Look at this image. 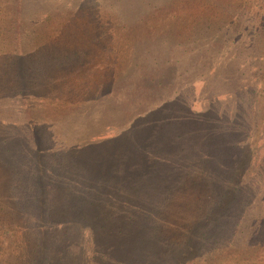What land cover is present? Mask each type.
<instances>
[{
	"label": "rangeland",
	"instance_id": "obj_1",
	"mask_svg": "<svg viewBox=\"0 0 264 264\" xmlns=\"http://www.w3.org/2000/svg\"><path fill=\"white\" fill-rule=\"evenodd\" d=\"M20 5L17 26L0 15V44L33 52L46 96L11 118L27 141L25 124H39L36 143L51 150L14 141L7 153H28L14 173L43 193L48 163L49 179L71 174L90 196L47 220L0 188L15 233L0 230V264H264V0ZM69 145L82 147L68 156Z\"/></svg>",
	"mask_w": 264,
	"mask_h": 264
},
{
	"label": "trees",
	"instance_id": "obj_2",
	"mask_svg": "<svg viewBox=\"0 0 264 264\" xmlns=\"http://www.w3.org/2000/svg\"><path fill=\"white\" fill-rule=\"evenodd\" d=\"M20 3H21V0H0V15L2 16L5 13V10L8 13H10L11 18H9L10 19L9 23L12 26H14V24L17 26V23L22 20V17L19 16L20 15L19 11L22 8ZM262 17L264 18V16ZM28 20H29L28 22L32 24H37L41 22V18L38 19L37 21H34L33 19H30V18ZM52 33L53 31L51 33L48 32L47 35L49 36ZM19 34L13 33V37L16 40L15 42H18L20 45L25 46V44H27L26 40L23 39V35H19ZM26 51H27L28 57L26 58L24 56L18 57L16 54H12L9 51H7L4 44H0V68H3V66H7V63H10L8 70L13 72L12 78L6 76L7 75L6 73L5 74L6 79L3 80L4 83L0 82V104L1 103L4 104L7 102L8 105H12L11 108H9L10 107L9 106L7 110L4 109L6 110L5 112L4 110L0 109V188L1 189L5 188V192H8L9 189L11 190L15 189L18 194V199L21 201L23 206H25L24 204L25 202H29L31 206L33 205L35 207V209L36 208L40 209V212L46 211L47 220H49L51 217H59V216L65 217L63 216L64 214H70L71 217H73L77 215L78 208H82V204L84 205L85 203L84 198H88L90 196L88 194L85 195L84 191H83V194H81V192L76 190L77 188L76 186L80 187L81 185L79 183V180H80L79 178L76 180V177H73L70 174V176H68L67 178H63L61 182L56 181V180H51L49 179V175L51 173V167H49L48 163H45V165H47L49 169H47V167H44L45 168L44 174L38 173L37 179L39 182V186L42 187V185H44L46 189L44 190L43 193L39 192L37 188L34 189V191L32 192L30 191L28 192L25 189L27 184L26 182H24V180H27L26 179L27 176L25 177L24 175V177L23 176L20 177L16 175V173H14L16 168L20 166V164L22 163V159L24 160L25 157L28 155V153H24L23 148L19 150L20 154L13 153V152L7 153L9 149H11V146L15 144L14 141L20 142L21 144H24V146L26 145L28 149L32 150L34 153H37L40 156L44 155L45 153L51 150L49 148V145H44V144L41 145V143H36L37 139H39L40 137L39 133L41 132L40 130L41 126L39 124L37 125L38 127L36 126L33 127L31 126L33 125L31 122L26 123L23 121V124L26 123L25 125L28 127V130H29V135L27 136L29 137L30 141H27L24 138L25 136L22 134L21 129H20L21 122H14L15 120L11 118L13 115L17 113L30 112L32 105L34 104V100H37V98L46 96L42 94L43 91H40L44 87H41L38 85L37 87L36 83L39 84V81L36 80L33 76L36 70V67H37V66H34L32 62H29L31 55H33L31 53L33 52L31 50L30 51L26 50ZM6 54H11L13 58L11 57V59L8 61L7 60L8 57L6 56ZM1 72L2 71H0V73ZM53 81H56V80H53ZM4 87H6L7 90ZM12 89L14 91H12ZM1 90H5V91L1 92ZM48 94H50L49 91H48ZM15 100H17V102ZM15 103H17V105H15ZM50 136H52V134ZM69 147L71 150L68 153V156L69 155L73 156L72 155L73 150H75L74 152H76L78 149L82 147V145L81 147L79 145H69ZM27 161H29V157H27ZM35 162L36 160L34 161V163ZM37 165H35V167H33V165H29V166L30 167L32 166L33 167L32 169L38 170L40 167H37ZM61 165H59V167H61ZM59 167H55L56 169H52V171H55V172L56 170L61 171V169H63L65 166L61 167V169H59ZM75 167L76 166L74 165V168ZM7 169H9L8 176L5 173ZM47 171H49V173H47ZM21 178H23V182L17 183L18 181L21 180ZM84 179L86 183V181L89 178L85 176ZM49 193H50V197H49ZM8 198L10 199V197ZM86 207L88 208L87 205ZM17 214L19 216L23 215L21 210H19ZM3 216L4 215L0 214L1 218ZM7 218L11 219V216L9 215ZM40 218H44V217H40ZM1 228H3V230H1ZM0 230H1V233L2 231H4L2 233L3 241L14 239L15 233L12 230L8 229L7 223L3 219L0 220ZM8 230H10V232ZM4 238L6 240H4ZM239 264H244V263L240 261Z\"/></svg>",
	"mask_w": 264,
	"mask_h": 264
}]
</instances>
